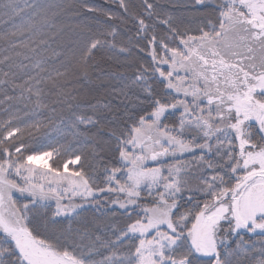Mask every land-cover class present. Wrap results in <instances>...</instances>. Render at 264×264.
<instances>
[{
    "label": "snow or ice",
    "instance_id": "6c2138e0",
    "mask_svg": "<svg viewBox=\"0 0 264 264\" xmlns=\"http://www.w3.org/2000/svg\"><path fill=\"white\" fill-rule=\"evenodd\" d=\"M0 264H264V0H0Z\"/></svg>",
    "mask_w": 264,
    "mask_h": 264
},
{
    "label": "trees",
    "instance_id": "16d2710c",
    "mask_svg": "<svg viewBox=\"0 0 264 264\" xmlns=\"http://www.w3.org/2000/svg\"><path fill=\"white\" fill-rule=\"evenodd\" d=\"M51 2H52V3H60L61 0H51ZM97 2H98V3H99V2H102V0H97ZM160 2L163 3L164 0H160ZM55 46H56V45L54 44L53 47H55Z\"/></svg>",
    "mask_w": 264,
    "mask_h": 264
}]
</instances>
